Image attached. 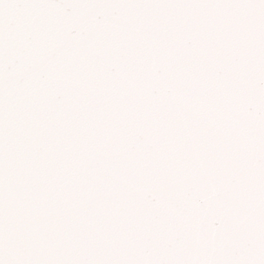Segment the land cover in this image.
<instances>
[{
  "label": "snow or ice",
  "instance_id": "obj_1",
  "mask_svg": "<svg viewBox=\"0 0 264 264\" xmlns=\"http://www.w3.org/2000/svg\"><path fill=\"white\" fill-rule=\"evenodd\" d=\"M0 264H264V0H0Z\"/></svg>",
  "mask_w": 264,
  "mask_h": 264
}]
</instances>
